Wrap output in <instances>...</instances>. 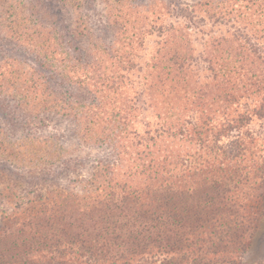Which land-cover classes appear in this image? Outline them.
<instances>
[{
  "label": "rangeland",
  "instance_id": "1",
  "mask_svg": "<svg viewBox=\"0 0 264 264\" xmlns=\"http://www.w3.org/2000/svg\"><path fill=\"white\" fill-rule=\"evenodd\" d=\"M208 1L0 0L1 85H12L8 74L10 67L13 77L15 72L41 70L34 54L11 39L7 29L2 27L9 26L8 21L13 19L2 11L8 6L10 12L18 15V22L28 19L29 27L35 25L34 18H26L29 9L35 14L45 12V26L53 25L56 31L52 38L58 40L59 35L61 39L57 46L53 44L55 50L67 53L70 65L74 58L90 59L105 51L106 57H112L105 67L107 72H115L111 86L116 89H110L109 83L106 88H100L97 96L105 104L104 113L99 116L105 122L100 133L102 140L95 136L93 140L88 137L85 141L80 140L82 123L76 106L67 110L62 106V110L37 115L29 107L31 102L25 101L14 90L20 84L14 83L10 93H0V229L7 223L15 203L25 207L29 193L26 191L33 189L30 182L34 187L40 185L47 189L46 192L54 189L79 193L84 183L93 180V175L102 166L117 165V153L129 150V143L134 148L128 151L130 156L122 154L123 162L129 165L133 160L137 161L135 153L142 152V147L147 146L142 141L145 131L151 134L162 125L158 100L151 98L149 90L154 83L152 67H167V61L175 56L186 59V77L179 82L188 85V92L192 94L185 99L188 103L185 117L193 120L203 111V114L212 115L214 125L220 126L223 122L246 116L243 126L221 136L217 147H235L238 134L244 139L245 165H254L255 170L264 168V0H211L212 7L228 8L222 16L216 17L206 15L215 11L209 10ZM243 46L248 51L243 55L237 53L236 48ZM177 51L180 55H172ZM13 62H17L16 67ZM41 73L51 77L49 91L61 103L74 104L77 100L96 103L97 97L91 88L87 91L73 83V78L64 77V80L61 76L51 75L53 73L47 69ZM126 106H132V110L125 109ZM259 111L261 117L257 115ZM119 120V126L115 127ZM121 129L123 132L116 136ZM127 132L135 135L123 139L122 135L127 136ZM187 139L182 135H175L174 139L164 136L161 146L167 147V155H175L179 150L190 156L192 163L205 161V156L198 155L207 152L206 149L203 147L200 152L202 146L192 134ZM156 144L154 148L150 146L155 154L159 142ZM31 168L43 169V173L30 179L26 171ZM142 181L145 180L133 184ZM74 213L68 214L71 220H64V225L70 223L71 226L74 221L76 229L71 228V236L77 233L79 226ZM253 235L243 251L237 253L239 258H229L244 264H264V215ZM202 248L205 252L208 246ZM162 251L150 248L145 254L134 257L131 264H184L183 256L176 248L172 249V254ZM90 254L93 256L83 258L88 259L87 262L73 264H112L115 260H107V256L102 259L103 250L94 244H91ZM171 257L175 261L169 262Z\"/></svg>",
  "mask_w": 264,
  "mask_h": 264
},
{
  "label": "trees",
  "instance_id": "2",
  "mask_svg": "<svg viewBox=\"0 0 264 264\" xmlns=\"http://www.w3.org/2000/svg\"><path fill=\"white\" fill-rule=\"evenodd\" d=\"M211 2L209 0L207 6L210 11H215L205 13L209 17L222 16L228 10L227 7H212ZM9 9L7 6L2 11L13 19L8 21L9 26L2 27L7 29L11 39L34 54L41 70L47 69L53 73L51 75L61 76L64 80V77L73 78V83L87 91L91 88L97 101L61 103L49 91L50 76L45 77L41 70L31 69L29 72H15V78L10 66L8 74L12 85L8 83L4 87L0 84V93H10L14 83L20 84L14 90L25 101L31 102L29 107L37 115L62 110V106L66 110L76 106L82 123L80 140L85 141L88 137L93 140L95 136L102 140L100 133L105 122L99 116L104 113L105 104L97 94L108 83L110 86L114 84L115 72H107L105 67L112 57H106L102 51L90 59L74 58L70 65L67 53L55 50L54 45L57 46L61 39L59 35L58 40L52 38L56 31L53 25L45 26V12L35 14L29 9L26 18H34L35 24L29 27L28 19L18 22V15ZM245 51L248 50L244 46L236 48V52L242 55ZM172 55L180 54L177 51ZM185 60L184 56H175L167 61V67H152L151 80L154 83L149 90L151 98L158 100L162 125L151 134L149 131L143 134L142 141L147 146L142 147V152L135 153L138 159L133 161L137 163L132 161L125 165L123 162L124 156H130L128 151L134 148L129 143V150L117 153V165L102 166L93 175V180L84 183L79 193L54 189L46 192L47 189L40 185L34 187L30 182L33 189L26 191L29 193L25 207L15 203L7 223L0 229V264L87 262L88 259L83 258L93 256L90 254L91 244L101 247L102 259L105 260L106 256L107 260L115 258L112 264H131L134 257L145 254L150 248L163 250V254H172L170 252L176 248L182 254L184 264H244L229 256L236 257L243 251L254 238L259 220L264 215V174L261 176L264 168L261 166L255 170L254 165H245L242 155L244 139L238 134L235 147H217L221 136L243 126L246 116L223 122L220 126L214 125L212 115L203 114V111L193 120L185 117L188 110L185 99L190 92L188 85L179 82L186 77ZM14 64L16 67L17 62ZM110 89L116 90L114 86ZM118 108L121 111V107ZM125 109L130 111L132 106ZM175 109L181 111L177 113ZM257 115L262 116L260 111ZM119 123L120 120L114 126ZM121 131L118 130L116 136ZM126 134L122 135L123 139L135 135L134 132ZM191 134L201 144L200 152L203 147L207 151L199 153V157L205 156L206 159L201 163H192L190 156L179 150L175 155H167V147L161 146L164 136L174 139L175 135H182L188 141L187 136ZM157 142L159 150L155 154L150 146L156 147ZM32 168L26 171L30 179L43 173V169ZM137 180L145 181L134 185ZM11 196L14 197L13 193ZM72 211L76 222L79 221L74 236H71V228L76 229L74 221L72 226L70 223L64 225V220H71L68 214ZM203 246H208L205 252ZM171 258L169 262L175 261L174 257Z\"/></svg>",
  "mask_w": 264,
  "mask_h": 264
}]
</instances>
